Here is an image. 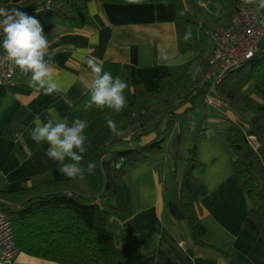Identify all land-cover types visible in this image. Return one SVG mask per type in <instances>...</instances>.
Listing matches in <instances>:
<instances>
[{"label":"crops","instance_id":"obj_1","mask_svg":"<svg viewBox=\"0 0 264 264\" xmlns=\"http://www.w3.org/2000/svg\"><path fill=\"white\" fill-rule=\"evenodd\" d=\"M24 1L0 0V6H33L28 15L41 23L44 35L52 42L53 78L63 91L45 95L30 87L28 77L15 67V85L0 87V187L9 192L22 191L30 180L69 179L61 173V165L45 155L48 144H36L30 132L37 116L42 122L67 118L72 105L87 91L92 77L85 56H95L102 64L120 63L131 83H141L149 91L178 78L194 57L191 53L177 55L169 3L119 5L84 0L86 21L73 25L55 19L41 0ZM223 107H207L196 99L193 114L182 123L185 135L181 147L186 152L198 121L206 118L204 135L196 148L197 160L203 165L197 177L206 188L200 200L205 228L201 242L191 239L170 190L172 138L166 151L132 166L128 182L120 185L108 202L115 210L106 221V229L122 253L119 264H264V224L248 219L249 200L231 169L233 151L225 137L215 131L223 123ZM166 123L164 119L137 132L138 145L154 139ZM79 179H75L77 186ZM16 262L56 264L23 254Z\"/></svg>","mask_w":264,"mask_h":264},{"label":"trees","instance_id":"obj_2","mask_svg":"<svg viewBox=\"0 0 264 264\" xmlns=\"http://www.w3.org/2000/svg\"><path fill=\"white\" fill-rule=\"evenodd\" d=\"M30 1L33 2L25 0L24 4ZM99 2L119 5L169 3L173 8L177 55L191 53L194 57L178 78L168 79L152 91L141 83H131L120 63L103 62L104 71L128 84L125 89L127 107L119 114L109 109L85 110L89 99L87 90L67 115L69 124L77 118L88 123L85 130L88 150L82 154V166L93 163L95 167L91 174L80 178L86 185L87 195L80 192L72 179L30 180L22 191L0 193L3 197L0 209L11 222L18 254L56 264H119L122 253L106 229V221L115 210L108 202L116 196L118 187L128 182L132 166L168 149L175 128L173 153L170 154V190L191 239L201 242L205 228L201 221L200 200L206 188L198 181L197 174L203 165L197 160L196 148L204 135L206 118L203 116L198 121L186 152L181 147L185 135L182 123L193 114L201 93L197 85L207 71L213 49L210 33L227 25L240 5L264 12V9L258 10L256 4H246L244 0ZM40 4L59 22L76 25L86 21L84 0H41ZM32 7L20 10L28 14L27 10ZM186 31L191 32L187 42L184 40ZM203 37L210 39L211 46L204 44ZM217 91L225 104L223 123L216 126L215 131L225 137L233 151L231 169L240 191L249 200L248 219L263 225L264 49L257 50L240 66L229 69L217 85ZM224 108H230L231 114ZM105 112L111 114L114 129H110ZM164 119H167L165 129L148 143L138 145L140 134L137 132L151 124L159 125ZM131 133L137 136L130 139ZM132 145L134 147L130 148Z\"/></svg>","mask_w":264,"mask_h":264},{"label":"clouds","instance_id":"obj_3","mask_svg":"<svg viewBox=\"0 0 264 264\" xmlns=\"http://www.w3.org/2000/svg\"><path fill=\"white\" fill-rule=\"evenodd\" d=\"M244 2L256 4L258 10L264 9V0ZM0 36V46L6 54L4 61L28 77L30 87L42 90L45 95L60 94L63 91L53 78L55 59L54 50L50 51L52 42L44 35L41 23L34 16L19 8L0 6ZM190 39L191 32L186 31L184 40L187 42ZM84 63L92 77L87 85L89 99L85 103V110L109 109L116 114L121 113L127 107L125 89L128 84L120 77H113L110 72L104 71L102 62L95 56H85ZM104 115L110 129H114L115 122L111 114L105 112ZM34 124L30 132L31 139L38 145L45 142L48 144L45 155L61 165L63 175L75 180L93 172V163L82 166V154L88 150L85 135L87 121L77 118L69 124L67 118L59 121L49 118L42 122L37 116Z\"/></svg>","mask_w":264,"mask_h":264},{"label":"built area","instance_id":"obj_4","mask_svg":"<svg viewBox=\"0 0 264 264\" xmlns=\"http://www.w3.org/2000/svg\"><path fill=\"white\" fill-rule=\"evenodd\" d=\"M210 38L213 42L212 55L197 89L201 91L199 98L204 106H223L225 99L219 95L217 85L229 69L240 66L259 50L257 43L264 40V12L240 5L229 23L213 30ZM5 55L0 46V87H11L15 85L14 67L4 61ZM17 256L11 222L0 209V264H17Z\"/></svg>","mask_w":264,"mask_h":264},{"label":"rangeland","instance_id":"obj_5","mask_svg":"<svg viewBox=\"0 0 264 264\" xmlns=\"http://www.w3.org/2000/svg\"><path fill=\"white\" fill-rule=\"evenodd\" d=\"M196 1H198V0H196ZM212 10H216V8H212ZM203 41L205 42L204 44H207L208 46H211V41H210V39H208V38H204L203 37ZM248 94H250L251 96H253V97H256L255 96V94L254 93H252V91L251 90H247L246 91ZM197 99H200L199 98V96H197ZM201 102V101H200ZM202 104V103H201ZM224 110H227V113L228 114H231V109L230 108H224ZM173 138V135H172V137L170 138V140ZM252 140V142H254V140L253 139H251ZM170 142V141H169ZM170 163H171V161H170ZM97 171H99V170H97ZM99 175H100V171H99ZM78 186L80 187L79 188V190H80V192H82V194H84V195H87V192H86V190H87V188H86V185H85V183L81 180V179H79L78 180ZM5 192H9V191H5V190H3V188L2 187H0V193H5ZM2 201H3V197H1L0 196V202L2 203ZM21 254L22 253H19L18 254V256H19V258L21 257ZM24 255V254H23Z\"/></svg>","mask_w":264,"mask_h":264},{"label":"water","instance_id":"obj_6","mask_svg":"<svg viewBox=\"0 0 264 264\" xmlns=\"http://www.w3.org/2000/svg\"><path fill=\"white\" fill-rule=\"evenodd\" d=\"M257 47H258L259 50L264 49V40H260V41L257 43Z\"/></svg>","mask_w":264,"mask_h":264}]
</instances>
